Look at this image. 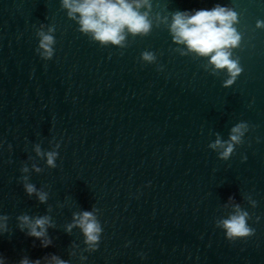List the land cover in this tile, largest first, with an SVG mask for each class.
<instances>
[{"label": "water", "instance_id": "1", "mask_svg": "<svg viewBox=\"0 0 264 264\" xmlns=\"http://www.w3.org/2000/svg\"><path fill=\"white\" fill-rule=\"evenodd\" d=\"M217 5L238 14L227 51L241 72L227 86V69L171 31L175 13ZM136 10L150 30L125 28L120 46L81 32L63 0H0V264H264V0ZM42 35L54 38L50 59ZM237 124L246 130L223 159L210 145ZM237 205L254 234L228 239L222 221ZM83 212L101 229L94 243Z\"/></svg>", "mask_w": 264, "mask_h": 264}, {"label": "clouds", "instance_id": "2", "mask_svg": "<svg viewBox=\"0 0 264 264\" xmlns=\"http://www.w3.org/2000/svg\"><path fill=\"white\" fill-rule=\"evenodd\" d=\"M141 3L147 5V0L136 2L135 6L128 3L127 0H63V6L68 9L70 18H75L74 14H79L80 31L91 33L93 39L101 44L111 43L113 45H122L125 28L135 34H147L150 30V22L146 19V14H140L136 9L141 7ZM238 22V14L232 9H226L219 5L211 10H198L194 14L177 12L173 15L171 31L173 39L177 43H185L189 50L198 53L201 56L210 55V63L217 69H227L230 79L225 82L230 85L235 77L241 72L236 60L230 59L231 53L227 49L235 48L240 42V35L232 26ZM257 28H264V21L257 20ZM54 38L50 35H42L40 48L44 50L45 58L50 59L53 54L51 45ZM145 60L151 61L154 57L151 53H143ZM246 130V125L237 124L231 129V135L228 142H221L219 139L211 144L210 147H223L221 158L227 159L233 152L234 143H239L240 138ZM226 144V147H225ZM55 153H47V163L54 165ZM27 171V169H24ZM39 171V169H37ZM29 194L35 191L33 185H26ZM40 200H45V195L40 194ZM236 214L222 221V226L226 230L228 239L243 238L254 234V229L249 227L248 213L236 206ZM25 223L28 217H21ZM48 217L35 219L31 226L29 235L40 238L45 234V226L48 224ZM86 237V241L94 243L99 239L98 233L101 231L98 223L95 221L92 213L83 212L78 221ZM71 227V226H69ZM40 229V231H37ZM42 246H47L43 244ZM56 264H65L53 257ZM21 264H28L27 260H22ZM39 264V261L33 262Z\"/></svg>", "mask_w": 264, "mask_h": 264}]
</instances>
